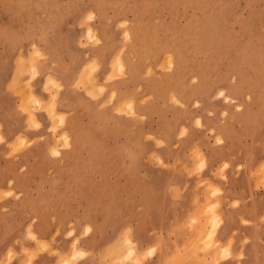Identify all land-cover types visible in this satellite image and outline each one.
Returning a JSON list of instances; mask_svg holds the SVG:
<instances>
[{"label":"rangeland","instance_id":"obj_1","mask_svg":"<svg viewBox=\"0 0 264 264\" xmlns=\"http://www.w3.org/2000/svg\"><path fill=\"white\" fill-rule=\"evenodd\" d=\"M0 171L72 236L28 232L52 264H135L126 238L140 264H264V0H0Z\"/></svg>","mask_w":264,"mask_h":264},{"label":"crops","instance_id":"obj_2","mask_svg":"<svg viewBox=\"0 0 264 264\" xmlns=\"http://www.w3.org/2000/svg\"><path fill=\"white\" fill-rule=\"evenodd\" d=\"M22 175V173L16 171L14 174L5 175L0 171V264H25L26 254L29 253L35 254L32 260L34 264H52L54 256L50 255L49 248L59 249L60 251L67 249L72 236L64 235L63 222L52 221L43 213L44 202L40 196L44 190L42 188H31V185H35L34 178L31 181L28 179L27 183L19 182L22 178H26L25 176L22 177ZM8 181H12L13 191L16 194L14 196L9 194L1 195L2 192L5 193L10 190ZM216 183H219L225 189L224 197L227 200L223 203V213L235 216L237 221V213H241L242 217L247 219L253 217L249 208L251 205L250 192L246 186L240 183V179L238 180L235 175L230 174L226 183L219 180ZM36 190H38V193L33 192ZM234 199L240 204L241 208L239 210L227 207L228 203ZM57 228L59 229V234L55 236V241L49 248H38V243L28 235V232L32 231L35 239L41 242L40 244L45 245ZM224 235L221 237L224 238ZM157 237L158 235L154 234L147 241H152ZM79 239L83 242L85 249L90 251L99 247L100 244L97 234L79 237ZM128 241L130 240L126 238L125 243L129 244ZM21 248L26 250L25 254H23ZM130 249L132 252L131 256L134 255L135 264H140L138 253L136 254L132 244ZM10 251L15 252L16 255L6 261ZM89 261L90 259H79L76 264H87ZM156 261L157 258H154V256L147 257L141 260V264H156Z\"/></svg>","mask_w":264,"mask_h":264},{"label":"bare ground","instance_id":"obj_3","mask_svg":"<svg viewBox=\"0 0 264 264\" xmlns=\"http://www.w3.org/2000/svg\"><path fill=\"white\" fill-rule=\"evenodd\" d=\"M121 67H122V64H121ZM51 78V77H50ZM52 79V78H51ZM52 80H54V79H52ZM56 81V80H55ZM60 116V115H59ZM64 119V118H63ZM35 121V120H34ZM62 122H63V120H61ZM89 228H87V230H88ZM129 242V244H132V242L131 241H128ZM127 250V249H126ZM131 250V249H130ZM75 251L77 252V249L75 248ZM127 252V251H126ZM128 254H129V251L127 252ZM75 254V253H74ZM82 255H83V253H82ZM136 255V254H135ZM129 256H131L130 254L128 255V257Z\"/></svg>","mask_w":264,"mask_h":264}]
</instances>
